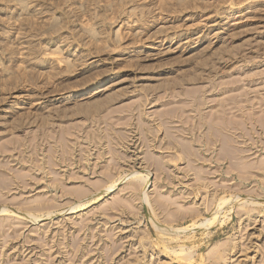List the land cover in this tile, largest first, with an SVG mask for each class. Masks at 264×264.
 Returning a JSON list of instances; mask_svg holds the SVG:
<instances>
[{
  "label": "rangeland",
  "instance_id": "rangeland-1",
  "mask_svg": "<svg viewBox=\"0 0 264 264\" xmlns=\"http://www.w3.org/2000/svg\"><path fill=\"white\" fill-rule=\"evenodd\" d=\"M0 264H264V0H0Z\"/></svg>",
  "mask_w": 264,
  "mask_h": 264
},
{
  "label": "bare ground",
  "instance_id": "bare-ground-1",
  "mask_svg": "<svg viewBox=\"0 0 264 264\" xmlns=\"http://www.w3.org/2000/svg\"><path fill=\"white\" fill-rule=\"evenodd\" d=\"M136 173H137V172H136ZM136 173H135V174H136ZM139 173H141V172H139ZM139 173H138L136 176H138ZM141 175H142V174H141ZM133 176H134V175H133ZM133 178H134V177H133ZM137 178H138V177H137ZM139 178H141L140 175H139ZM130 179H131V178H130ZM143 180H144V182H143L144 185L147 184V180H148V178L145 177ZM112 187H113V184L110 185V186L108 187L107 190H112ZM107 190L104 191V192H102L101 194H99L98 198L101 199V198L106 194ZM95 198H96V197H95ZM146 198H147L146 195H144V196H143V203H144V201H145V203H146V200H147ZM95 200H98V199H95ZM86 204H87V203H82V202H81V203H79L78 205H76L75 207H73L72 209H76V208L84 207ZM146 204H147V203H146ZM146 204H145V205H146Z\"/></svg>",
  "mask_w": 264,
  "mask_h": 264
}]
</instances>
